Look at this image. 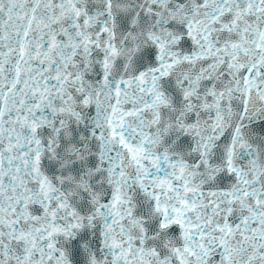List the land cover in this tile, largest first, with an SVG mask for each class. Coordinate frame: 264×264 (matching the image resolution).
Returning <instances> with one entry per match:
<instances>
[{"label": "snow or ice", "instance_id": "snow-or-ice-1", "mask_svg": "<svg viewBox=\"0 0 264 264\" xmlns=\"http://www.w3.org/2000/svg\"><path fill=\"white\" fill-rule=\"evenodd\" d=\"M0 264H264V0H0Z\"/></svg>", "mask_w": 264, "mask_h": 264}]
</instances>
